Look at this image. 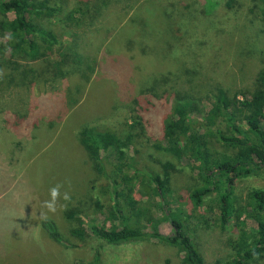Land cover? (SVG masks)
Returning a JSON list of instances; mask_svg holds the SVG:
<instances>
[{
    "label": "rangeland",
    "instance_id": "374dc122",
    "mask_svg": "<svg viewBox=\"0 0 264 264\" xmlns=\"http://www.w3.org/2000/svg\"><path fill=\"white\" fill-rule=\"evenodd\" d=\"M61 1L64 12L45 16L42 21L60 41L57 47L60 43L73 45L71 52L62 53V58L73 57L66 65V74L49 80L43 75L41 80L35 72L22 73L37 64L21 65L15 71L0 67V264H180L178 249L164 243L142 240L113 245L91 234L85 239L71 234L78 221L68 217L69 210L82 211L87 218L85 213H94V207H109L110 197H114L113 164L105 162L106 175L100 174L79 133L87 126L116 134L128 130L131 107L126 95L149 85L152 76L173 78L169 70L177 73L193 67L204 82L212 83L210 90L218 82L232 92H253L262 59L250 51L253 47L264 49V0H243L245 8L239 15L228 13V22L223 24L218 7L227 0H172L182 11L180 15L162 8L160 0H132L127 10L136 5L132 15L103 13L97 22H81L77 12L69 18L66 15L80 0L51 3ZM143 3L150 8L147 19L145 7H139ZM198 29L210 31L196 38L203 46H188L189 41L177 47L178 31ZM8 40V33L4 36L0 32V62L4 53L6 58L11 57ZM137 50L144 52L142 59L132 61L128 55ZM72 51L79 55L74 56ZM176 75L178 81H171L168 87H179V81L184 80L180 72ZM199 80L195 78L194 84ZM165 89L156 88L158 107L128 154L139 168L161 171V165L173 163L172 187L178 196H187L197 183L195 172L182 167L161 146L165 108L160 103L169 104L166 96L170 93ZM110 158L115 161V157ZM57 183L64 184L61 193L68 191L71 201L61 200L60 205L66 203V208L58 205L55 214L48 213L49 218L41 220V205L50 198V187ZM254 187L264 188V170L238 179L234 201L245 205ZM215 216L207 213L208 220L198 224L195 231L204 264H217L226 258L232 250L229 240L237 235L223 231ZM243 219L249 221L247 215ZM51 222L61 233L62 242L52 237L47 227ZM160 230L166 235L174 233L166 220L160 222ZM252 264H264V259Z\"/></svg>",
    "mask_w": 264,
    "mask_h": 264
},
{
    "label": "trees",
    "instance_id": "16d2710c",
    "mask_svg": "<svg viewBox=\"0 0 264 264\" xmlns=\"http://www.w3.org/2000/svg\"><path fill=\"white\" fill-rule=\"evenodd\" d=\"M103 2L105 0H80L77 8L66 16L74 18L77 12L81 15V22L85 19L97 22ZM245 2H223L221 8L218 7L221 24L228 22V13L239 15L245 8ZM158 3L171 10V14L180 15L182 12L171 0ZM63 6L62 1L0 0V32L4 36L8 33L7 50L11 55L6 58L4 53L0 67L15 71L21 65L31 63L37 65L24 68L22 73L35 72L41 80L43 75L44 80L64 76L66 65L69 66L73 57L62 58V53L63 50L71 52L73 45L60 43L57 47L60 41L42 21L45 16L64 12ZM143 6L147 19L151 16L150 8H146L145 3L140 7ZM185 6L191 7L190 4ZM177 33L179 48L189 41L188 46L199 45L196 38L206 36L210 31L198 29ZM256 48L250 52L261 57L262 67L256 75L258 86L253 92L244 89L232 92L218 82L210 90L212 83L204 82L202 76H198V69L193 67L180 69L177 73L169 70L173 78L164 74L152 76L147 82L149 85L126 95L131 107V115L126 121L128 130L116 134L110 129L87 126L80 131V142L94 160L96 170L106 175L105 162L113 164L111 181L114 183V197H110L109 207L99 210L94 207V213H85L87 218L81 215L82 211L69 210L68 217L78 221L71 230L73 236L85 239L91 234L113 245L156 241L177 248L181 254L180 264H204L195 231L208 220L207 213H213L217 215L214 218L223 231L237 234L229 240L231 252L217 264H252L264 259V188L250 189L245 205L237 204L233 198L240 177L264 170V49L258 51ZM143 51H133L128 57L132 61L142 59ZM72 52L74 56L79 55L77 51ZM179 72L184 78L179 81V87L176 84L168 87L171 81H178L176 74ZM197 77L201 80L194 84ZM159 86H166L168 89L165 90L170 92L165 95L170 105L160 103L165 108L161 146L182 167L196 174L197 183L188 190L187 196H178L172 187L173 163H164L161 171L151 167L139 168L128 154L130 146L145 133L146 122H150L149 116L158 107L156 88ZM102 151L106 155H102ZM110 157H115V161ZM103 190L106 191L105 188ZM244 215L249 217V221L243 219ZM162 220L170 222L173 234L161 232ZM47 227L55 240L63 241L54 223H48Z\"/></svg>",
    "mask_w": 264,
    "mask_h": 264
},
{
    "label": "clouds",
    "instance_id": "9594fccd",
    "mask_svg": "<svg viewBox=\"0 0 264 264\" xmlns=\"http://www.w3.org/2000/svg\"><path fill=\"white\" fill-rule=\"evenodd\" d=\"M64 187L63 183H57L49 189V199L43 201L40 211V219L47 220L49 218L48 213L55 214L58 211V205L61 208H66L67 204L60 205V201H71V195L68 191L61 193V188Z\"/></svg>",
    "mask_w": 264,
    "mask_h": 264
},
{
    "label": "crops",
    "instance_id": "0c3cea01",
    "mask_svg": "<svg viewBox=\"0 0 264 264\" xmlns=\"http://www.w3.org/2000/svg\"><path fill=\"white\" fill-rule=\"evenodd\" d=\"M135 3L136 1H134L133 5ZM131 5H132V0H105V3L104 2L102 3L100 15L102 16V14L104 13V15H109V16L111 15H115V16L129 15L130 16L137 9L135 8L136 7L135 5L132 7V9L129 12H127V10L131 8Z\"/></svg>",
    "mask_w": 264,
    "mask_h": 264
}]
</instances>
